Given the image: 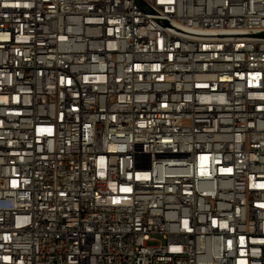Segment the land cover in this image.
Returning a JSON list of instances; mask_svg holds the SVG:
<instances>
[{"label": "built area", "instance_id": "built-area-1", "mask_svg": "<svg viewBox=\"0 0 264 264\" xmlns=\"http://www.w3.org/2000/svg\"><path fill=\"white\" fill-rule=\"evenodd\" d=\"M0 264H264V0H0Z\"/></svg>", "mask_w": 264, "mask_h": 264}]
</instances>
